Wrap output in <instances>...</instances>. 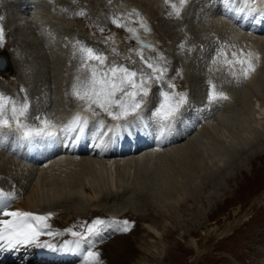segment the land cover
<instances>
[{
	"label": "rangeland",
	"instance_id": "1",
	"mask_svg": "<svg viewBox=\"0 0 264 264\" xmlns=\"http://www.w3.org/2000/svg\"><path fill=\"white\" fill-rule=\"evenodd\" d=\"M120 1L122 3L127 2L134 10H138L135 5L145 9L148 8L150 13H147L149 20L146 23L151 29L149 32L145 33L143 29H139L137 19L130 22L129 26L138 28L140 38L142 40L147 39L150 43L153 41L155 48L171 62L169 76L175 77L177 90L187 91L188 96L191 97V99L189 98L190 107L186 112L187 117H190L193 113L195 114L197 112L195 111L196 108L203 109L202 107H204V112L207 111V114L211 113L213 115L210 118L213 120V126L220 127L221 122L227 120L224 119L227 117L226 113L224 115L220 114L227 109L224 108L225 106L222 103L229 102L232 100L231 98H234L231 101L232 104L230 103L232 109L236 111L238 109L243 110L244 107L245 109L243 112L241 111L242 119L239 118V120L230 122V127H234L237 123L239 126L238 128L236 125L237 131L249 128V125L246 124L252 120V114L247 120L246 117L243 119L244 112H246L245 116L249 115L247 112L250 110L249 100L251 99L252 103L256 100L261 101L262 107H264V100L258 99V97H261L260 95H249L248 92H244L243 88L245 87L243 86H247L248 78H241L239 82H232L233 80L230 79V74L226 71L224 65L219 64L220 68H216L218 69L216 71H208V68L212 67L210 61L214 55V49L218 47L219 43L228 42L226 38L231 37V32L218 24L214 16L210 15L205 20L203 16L198 18L201 13L197 12L198 16L195 17L196 3L200 0H195V3L191 6L188 2L184 5L182 19L168 16V13L172 10L170 4L176 3L178 6V0H169L167 4L166 0H161V3L158 0H0V25L3 28L7 26V29H4L6 43L3 48H0V56L9 59V64L13 67L9 75L13 73L14 78L17 80H13V84H11V81L0 77V92L13 96L19 94L21 99L24 92H26L31 102L29 121L37 123L34 117L39 114L61 129L70 118L71 112L79 106L70 95L73 79L80 63V54L73 55L75 41H82L99 51H104L108 55L109 62L115 60L117 63L140 67L139 57L135 53L131 54V59H125L129 55V50L137 47L136 41L127 38L130 34L125 29L116 27L111 21L114 16L128 20V14L121 13L117 8L116 4ZM190 4L192 3L190 2ZM24 7H27V10L30 9V11L25 13ZM78 10H84L86 14L77 16L75 13ZM34 12H39L38 24L30 21ZM202 15L204 14L202 13ZM25 20L30 23L26 24ZM21 23L25 25L20 27ZM49 28L51 31H49ZM101 28L104 29L103 32L100 31ZM42 33L49 36V38L41 37ZM113 34L115 39L107 40L106 43V38ZM215 36L217 37L215 38ZM181 44L185 45L182 52L179 48ZM113 47L117 49V54L112 53L111 49ZM234 49L239 53V46L234 47ZM234 49L229 48L227 51L230 54L235 51ZM144 53L145 56L156 55L155 51L147 48L144 49ZM16 60L17 63H15ZM132 61H135V64ZM262 65H264V61L256 63L258 75L264 73ZM180 69L183 73L182 78L176 76L175 70ZM0 73H2L1 70ZM209 79L217 85L218 91L225 92L229 97L219 105L215 103L208 104L206 99L208 91L206 81ZM261 84H264V78ZM233 88L238 92L237 95L232 94L235 93ZM260 88L264 93V85ZM21 89L24 92H21ZM155 89L156 86L154 85L153 91ZM240 92L248 95L246 101L243 100L244 96L243 94L241 96ZM242 103L246 104L243 108ZM153 105L154 99L150 96L148 104L145 106V108L147 107L146 110L151 109ZM214 108H217L216 112L213 110ZM97 111L99 112V109ZM217 115L218 119L214 120V116ZM101 116L106 120L113 121L107 115H103L102 112L93 117L99 118ZM199 119L201 120V118ZM92 121V125L95 126V121ZM193 123H195L194 125L197 124L196 122ZM198 131H200V126L196 125L191 136L196 135ZM12 135L14 136V134L9 133L5 136V141H3L6 142V145L0 148V184L4 183V191H9L7 188L19 190L20 188L30 187L33 177L37 172L39 173V165H25L27 162H22L9 149ZM204 138L207 139L206 144L210 143V139ZM184 139L188 140V138ZM262 144L257 149L251 148V152L252 150L259 151L257 153L263 152L264 139ZM209 146L211 145H204V150H209ZM223 151L226 152L224 147L222 149L218 148L220 154L213 160V163L226 164V168L222 169L223 173H218L214 183L203 180L199 173L197 174V172L187 168L189 171V176L186 177L187 180L180 177L181 182L176 183L173 180V183L168 184L169 180L164 178V183L166 182L168 188L174 191L175 197L159 200L151 192L148 193L149 191L134 197V194L131 196L128 193L129 190H126L127 193L120 194L113 202L103 206L106 207L104 213L107 215L118 214L119 211L125 208H131L130 204L125 202L130 203L132 199L134 201L137 199V205L132 206L133 211L155 216L157 224H160L159 226L163 227L165 220H168L167 217H169L165 234L171 236V233H168L170 230L182 233L183 237L176 239L181 248L178 249L173 244L166 242L167 248L158 264H193L195 261L200 264H262L264 262V154L249 158L239 153L233 156L231 153L226 152V157L222 155ZM209 152L212 157L211 154L216 151L210 150ZM24 162L25 164H23ZM34 168L35 170L37 168V170L35 171ZM66 171L68 175L61 174V176H58L59 178L54 179L52 188L60 189L63 186L73 188L75 190H72L75 192H71L77 197L80 195L78 198L85 200L86 205L90 206L89 204L92 202L89 201V197L81 192L82 190H79L85 182L78 173L71 170ZM193 173L194 175H192ZM183 181L188 183V187L198 185L199 193L196 192L197 197L196 194H189L188 197L182 196L185 189ZM156 185L158 184L149 187L151 190L156 191L159 189ZM120 186L121 184L118 181L114 190L120 189ZM69 191L68 189L65 193H69ZM65 205L66 203H64ZM74 205L77 204L74 203L70 206ZM223 205L225 208L220 211ZM209 218H211V221ZM90 221L92 220L86 222V225L90 224ZM204 222L207 225L203 224ZM214 229L216 231L210 233V230L213 231ZM190 232L194 235L190 236ZM205 237H208L207 241H203L205 247L198 249L195 242L199 241L201 243L202 238ZM200 253H206L201 261L197 258Z\"/></svg>",
	"mask_w": 264,
	"mask_h": 264
},
{
	"label": "bare ground",
	"instance_id": "2",
	"mask_svg": "<svg viewBox=\"0 0 264 264\" xmlns=\"http://www.w3.org/2000/svg\"><path fill=\"white\" fill-rule=\"evenodd\" d=\"M158 1L161 3V0ZM187 2L191 6L195 3V0H187ZM190 2L192 4H190ZM256 3L258 7L264 8V0H256ZM196 4L197 8L194 14L196 18L198 16L197 12L201 13L198 18H202L203 16L205 20H207L210 15L214 16L218 24L231 32V37L228 35L229 38H226L228 41L226 43L228 45L234 47L239 46L240 49H243L245 52H253L255 54L253 57L255 65L257 62L262 63L264 61V23H261L260 20H256L252 23L249 19H237L234 18L232 14H225V9L222 7V0H200ZM116 5L123 14L132 13L134 10L131 9V6L127 4V2L122 3L120 1ZM135 7H137L138 12L142 14L145 21L149 20L148 14L150 12L148 8L138 7V5H135ZM231 7L238 8L240 4L236 0ZM28 11H30V9L27 10V7H24V12L27 13ZM183 13L181 12V19L183 18ZM202 13L204 15H202ZM38 14L39 12L33 13L34 17L32 16L30 18L31 23L37 22L38 24L40 19ZM135 19L138 20L135 13H133L130 18L128 17L130 22L135 21ZM25 23L27 24L30 22L27 20ZM23 25L25 24L21 23L20 27H23ZM49 31H51L50 28ZM41 37L49 38V36L44 34ZM216 37L217 36H215V38ZM145 41L149 42L147 39ZM234 47H231L232 50ZM229 58L231 57L229 56ZM15 63H17V60ZM11 67L7 72H2L8 75L4 76L0 73V77L11 81V84H13L12 81L16 79L13 73L9 75L13 70V67ZM212 67L220 68L219 64ZM262 70L264 72V65H262ZM263 74L258 75L255 69L248 77L247 86H243L245 88L242 87L244 92H248L249 95H260L261 97H258V99L264 100V93L260 88V86L262 87L264 85L261 84L264 78ZM230 79L233 80L232 82H237L231 75ZM233 91L235 93L232 94H238L235 89ZM242 94L243 93H241V96ZM243 96V100L248 97L246 93L243 94ZM231 99V101H233L234 98ZM231 101H226L224 104L222 103V105L225 106L224 108L227 109L220 114L224 115V113H226L227 117L224 119L227 120L222 121L220 127L213 126V120L210 119L213 115H211V113L207 114V111L204 112L205 108L202 107L203 109L201 111H197L195 114L193 113L190 117H187L181 134L173 133L163 139L155 138L150 127L145 129L137 128L135 132H131L130 134H126L123 131L120 133H116L115 131L110 132L108 131L109 128L114 129L116 123H124V121H109L108 119H104V117L102 118V116L94 118L90 112H85L84 108L81 106H78L71 112L70 118L65 123V125L68 124L77 112L88 116V127L77 139H73V136L76 135L75 133L64 134L60 132V128L56 126L55 130L58 132V135L54 142H48V147L45 149L43 143L26 147L25 141L12 135L11 142L14 140L13 146L25 150L23 156L26 160L30 159L33 164H36V166L39 165V168L37 167L39 173H35L36 175L33 177L30 187H24V189L20 188L19 190L7 188L9 191H15L19 197V199L13 203L12 208L35 212L39 215L52 212L54 215L50 218L49 223L53 227L66 229L74 226V231H81L82 223L86 225V222L95 218H114L116 220L128 219L132 222L130 231L124 233H106L104 242L98 245V250L101 253L104 264H158L159 259L163 257L167 248L166 242H169L168 244H173V246L178 249L181 248V245L176 242V239L178 237H183L182 233L170 230L168 233H171V236L165 234V228H168L167 223H169L168 220L170 218L167 217L168 220H165L163 227L159 226L160 224H157V218L155 216L133 211L132 206L134 207L137 205V199L134 201L131 197L130 199L132 200L130 203L125 202L130 204L131 208H125L119 211L118 214H105L104 210L106 207L103 206L113 202L120 194L127 193L126 190H129L128 193L131 196L134 194V197L140 193H147L149 191L148 193L151 192L156 199L163 200V198H165L166 200L174 196V191L171 190V188L169 189L167 185L173 183V180L179 183L180 177L185 179L189 174L187 168L193 170V172H197V174L199 173L203 180H209L211 183H214L218 173H221L223 171L222 169L226 168V164H220L218 162L213 163V160L220 154L218 148L222 149L224 147L226 152L231 153L233 156L239 153L244 157L253 158L255 155L264 154V151L257 153L259 151L255 152L252 150L251 152V148L257 149L263 145L264 107H262L261 101L258 102L256 100L252 103L253 101L251 102V99L249 100L248 106L250 110L247 111L249 115L245 116L246 112H244L243 119L246 117L247 120L252 114V120H249L250 123L248 122L249 124H246L249 125V128L247 127L248 129L242 128L244 130L238 131L236 130L238 126L237 123V126L230 127V122L232 123L237 119L239 120V118L242 119L241 111H244L245 107L243 108V106L245 103H242L243 110L238 109V111H236L232 109ZM222 105H220V107H222ZM217 108L213 110L216 112ZM102 114L106 115L103 112ZM220 114L218 113V115ZM145 115L147 116V112H145ZM218 115L216 117L214 116V120L218 119ZM184 116L187 115L184 114ZM199 118H201V120ZM134 119V115L128 117V121ZM92 120L95 121V126L92 125ZM99 120L104 121L103 127L97 126L96 122ZM193 122H196V125L200 126V131H198L196 135L191 136L193 129H191L190 126L192 125L194 129L196 126ZM204 137L210 139V143L207 142L208 144H206L207 139ZM184 138H188V140ZM144 141H146V144H144ZM167 142L170 143V147L165 146ZM204 145H211L209 146L210 149L205 151L203 148ZM13 150L19 155L17 150ZM210 150L216 151L211 154L212 157L209 155ZM260 150L262 151V149ZM226 152L223 151L222 155L226 156ZM23 164H25V162ZM25 165H29V163ZM66 170L78 173L83 182H85V184H83L84 186L79 190H82L81 192L89 197V201L92 202L89 204L90 206L86 205L87 203L85 200H80V198H78L80 195L77 197L73 194V192H75L73 188L65 186L60 189L52 188L54 179L61 176V174H67ZM192 175H194V173ZM164 178L169 180V182H167L168 184H166V182L164 183ZM188 178L190 179L191 177ZM49 180L50 182L48 183ZM118 181L121 184V188L119 189L116 187L117 189L115 188L116 190H114ZM3 184H0V186L4 190L5 187ZM155 184H158L156 185L159 188L157 189L158 191H153L149 187ZM183 185L185 189L182 196L196 194L197 197V193H199L198 185L192 187L190 184L191 186L189 185L190 187H188V183L186 182H184ZM68 189L70 191L69 193L66 192L68 193L66 194L65 191ZM64 203H66L65 206ZM74 203L77 205L70 206ZM224 208L225 206L223 205L220 211ZM209 220L211 221V218H209ZM203 224L207 225L206 222ZM215 229L213 231L210 230V233L216 231ZM193 235L194 234L190 232V236ZM69 238H71L70 235L66 234L65 236L56 237L55 239L56 241H62ZM41 239L48 238L42 237ZM207 240L208 237H205L202 238L201 243L199 241L195 242L196 247L198 249L204 248L205 244H203V241ZM205 255L206 253H200L197 258L201 261ZM0 264H80V259L78 254L74 253L54 252L34 245H18L15 248H8L7 246L0 247ZM193 264L200 263L195 261ZM262 264H264V262H262Z\"/></svg>",
	"mask_w": 264,
	"mask_h": 264
},
{
	"label": "snow or ice",
	"instance_id": "3",
	"mask_svg": "<svg viewBox=\"0 0 264 264\" xmlns=\"http://www.w3.org/2000/svg\"><path fill=\"white\" fill-rule=\"evenodd\" d=\"M236 0H222V7L225 14H232L237 19H249L254 23L260 20L264 23V8L258 7L256 0H239L240 7L233 8L231 5ZM169 0H166V4ZM171 3L169 17L179 19L182 9L187 0H178ZM138 17L136 21L139 29L145 33L151 29L138 10L128 13ZM77 16H84V10H78ZM112 23L123 28L130 34L129 39L136 41L137 47L129 50V55L125 59H131V54L135 53L140 60V67H132L125 63H117L115 60L109 62L108 55L104 51H99L82 41H75L73 55L80 54V63L77 73L74 76L70 95L85 112H90L93 116H98L100 112L105 113L113 121H124L116 123L114 129L108 131H121L126 134L135 132L137 128H151L155 138L163 139L170 134L179 133L185 124L187 117L184 112L190 107L187 91L177 90L175 77L169 76L171 62L166 56L155 48L152 43L140 38L139 29L129 26L130 21L119 16L111 18ZM104 31L103 28L100 29ZM115 36L110 35L107 40H114ZM5 31L0 25V48L5 45ZM185 45L179 46L181 52ZM234 47L226 43H219L214 49V55L210 64L215 66L221 64L226 71L239 82L241 78L247 79L255 71L256 65L253 62L254 53L245 52L243 49L239 53L227 51ZM152 49L155 56H145L144 49ZM113 54H117V49H111ZM191 51V49H189ZM229 56L231 58H229ZM135 64V61H132ZM215 67H209L208 71H216ZM176 76L182 78V69L175 70ZM208 91L206 99L208 104H221L229 97L223 91H217V85L211 79L206 81ZM156 86L153 91V86ZM21 92H24L21 89ZM154 99V105L147 110L149 97ZM31 102L27 93L21 99L19 94L7 95L0 92V143L6 135L14 134L25 141V146H35L43 143L45 149L48 142H54L58 135L55 130L56 125L39 114L35 115L37 123L29 121ZM99 109V112L97 111ZM202 109H196L201 111ZM134 115L135 119L128 121V117ZM89 124L87 115L77 112L71 121L64 125L60 132L64 134L75 133L73 139L79 138L84 133ZM98 127H103L104 121L96 122ZM7 130V132H6ZM19 199L15 191H4L0 189V247L7 246L15 248L18 245H34L46 248L54 252L78 254L80 264H104L98 245L105 240L106 233L128 232L132 222L128 220H116L114 218H95L90 224H81V231H74L73 227L60 229L53 227L49 220L54 215L48 212L39 215L35 212L13 209L12 205ZM66 234L71 238L56 241V237ZM47 237L48 239H41Z\"/></svg>",
	"mask_w": 264,
	"mask_h": 264
},
{
	"label": "water",
	"instance_id": "4",
	"mask_svg": "<svg viewBox=\"0 0 264 264\" xmlns=\"http://www.w3.org/2000/svg\"><path fill=\"white\" fill-rule=\"evenodd\" d=\"M10 64H9V61L7 60L6 57L4 56H0V70L2 72H7V70H9L10 68Z\"/></svg>",
	"mask_w": 264,
	"mask_h": 264
}]
</instances>
